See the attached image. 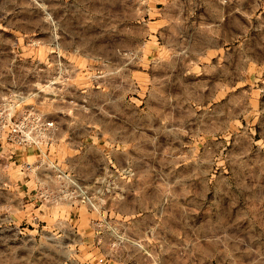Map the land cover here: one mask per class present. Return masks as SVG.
Instances as JSON below:
<instances>
[{
    "label": "rangeland",
    "instance_id": "rangeland-1",
    "mask_svg": "<svg viewBox=\"0 0 264 264\" xmlns=\"http://www.w3.org/2000/svg\"><path fill=\"white\" fill-rule=\"evenodd\" d=\"M0 264H264V0H0Z\"/></svg>",
    "mask_w": 264,
    "mask_h": 264
},
{
    "label": "built area",
    "instance_id": "built-area-1",
    "mask_svg": "<svg viewBox=\"0 0 264 264\" xmlns=\"http://www.w3.org/2000/svg\"><path fill=\"white\" fill-rule=\"evenodd\" d=\"M30 116L32 117L38 129L49 130L52 128V123L42 120L40 117H37L34 113H31ZM11 138L16 144L20 146L37 145L39 143L37 136L28 135V133L26 132L25 123L23 121L11 128L9 132V140Z\"/></svg>",
    "mask_w": 264,
    "mask_h": 264
}]
</instances>
